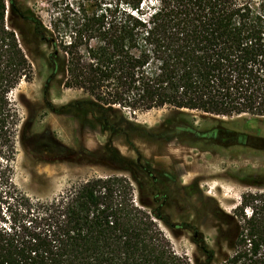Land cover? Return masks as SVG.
I'll use <instances>...</instances> for the list:
<instances>
[{
    "label": "trees",
    "instance_id": "16d2710c",
    "mask_svg": "<svg viewBox=\"0 0 264 264\" xmlns=\"http://www.w3.org/2000/svg\"><path fill=\"white\" fill-rule=\"evenodd\" d=\"M51 6L46 29L19 0H0V264H264V191L243 192L231 213L220 210L218 239L225 247L198 246L192 262L173 250L157 222L165 194L156 178L148 192L137 188L135 200L132 183L140 182L119 151H78L46 131L26 143L9 98L33 76L34 45L48 43L62 85L85 93L113 134L137 126L128 115L163 107L264 116V0ZM17 140L35 162L99 165L112 173L50 199L30 196L13 181Z\"/></svg>",
    "mask_w": 264,
    "mask_h": 264
},
{
    "label": "rangeland",
    "instance_id": "374dc122",
    "mask_svg": "<svg viewBox=\"0 0 264 264\" xmlns=\"http://www.w3.org/2000/svg\"><path fill=\"white\" fill-rule=\"evenodd\" d=\"M19 1L49 28L51 3L59 0ZM51 51L48 43L34 45L31 80H22L9 93L26 143L46 131L78 151H119L131 160L129 168L140 182L132 183L135 200L137 188L148 192L156 178L154 186L165 194L157 222L177 254L194 262L201 254L198 246L215 252L224 248L218 239L220 210L231 213L243 192L264 191V116H214L163 107L128 115L137 126L113 134L89 109L85 93L62 85L61 64L54 69ZM133 163L146 171H137ZM110 173L99 165L35 162L16 142L13 181L33 197L50 199L72 184Z\"/></svg>",
    "mask_w": 264,
    "mask_h": 264
}]
</instances>
